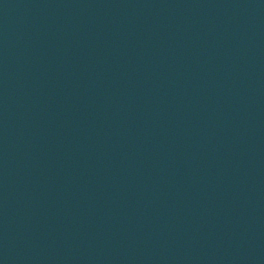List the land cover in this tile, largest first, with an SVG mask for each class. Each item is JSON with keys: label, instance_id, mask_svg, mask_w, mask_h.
Segmentation results:
<instances>
[{"label": "water", "instance_id": "water-1", "mask_svg": "<svg viewBox=\"0 0 264 264\" xmlns=\"http://www.w3.org/2000/svg\"><path fill=\"white\" fill-rule=\"evenodd\" d=\"M0 264H264V0H0Z\"/></svg>", "mask_w": 264, "mask_h": 264}]
</instances>
